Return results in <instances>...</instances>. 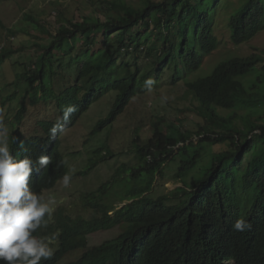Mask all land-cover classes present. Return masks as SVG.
<instances>
[{
	"label": "trees",
	"instance_id": "16d2710c",
	"mask_svg": "<svg viewBox=\"0 0 264 264\" xmlns=\"http://www.w3.org/2000/svg\"><path fill=\"white\" fill-rule=\"evenodd\" d=\"M216 3L217 0H133L127 4L124 0H82V8L91 13L78 20L59 12L56 35L48 32L41 20L24 16L46 37L31 34L27 28L20 31L34 35L37 58L23 65L22 73H15L12 68L13 80H7L4 89L14 93L5 97L0 109L8 105L18 108L17 89H22L25 98L29 95L33 101L44 99L62 105V109L70 104L77 108L55 138H51L49 129L56 123L49 122L41 124L43 136L25 138L20 129L13 133L10 150L17 159L29 156L35 161L41 155L52 159L47 168L34 171L30 181L33 191L42 195L45 190L55 188L68 172L67 163H59L65 160L61 137L108 92L118 93L116 102L107 118L97 124L92 137L113 125L134 99L147 92L141 81L150 74L138 80V64L135 70L126 72L125 62L120 66L117 59L133 57L138 62V56L144 54L145 59L152 60L150 73L156 75V83L172 57L179 65L178 55L189 78L201 69L204 58L220 46L212 17ZM233 11L236 12L229 18L228 28L235 46L245 45L264 32V0H246ZM190 26L196 29L199 46L195 43L187 50ZM0 27L5 29L1 20ZM115 32L116 41L108 43ZM18 33L16 29H6V45L0 50V77L5 79V68L26 48L13 45L12 39ZM100 33L104 34L105 45L93 53ZM174 33L184 36L186 41L180 52L173 41ZM77 37L83 40L85 48L75 58L68 56L71 60L65 64L56 53L65 48L76 53ZM153 38L156 43L149 46L148 41ZM71 67L77 73L75 84L65 88L68 85L65 82L64 88L58 90V81L66 78ZM118 69L122 70L115 79L103 80L104 88L93 86L79 98L85 90L83 83L99 82L97 78L101 79L106 71L112 75ZM186 89L198 104L188 110L201 119L200 124L195 129L171 125V131L156 125L153 136L147 140L134 133L131 146L141 164L139 169L133 168L126 174L124 165L103 187L87 194L89 210L83 213V218L61 216L55 225L49 221L47 228L39 229L36 235L57 236L53 256L41 264H264V51L224 60L208 75L187 80ZM25 113L26 107L21 103L15 114L17 124L22 123ZM208 145L227 148L213 153L203 176L192 184L187 183L186 177L200 165ZM102 152L96 153L83 175L113 156L111 152L104 155ZM177 157L180 160L177 179L182 187L157 198L143 197L144 193L152 192L163 166ZM121 178L126 179L125 186L134 188L128 194L133 202L111 215L103 200L113 182ZM253 188L254 202L243 216L237 195L240 190ZM90 212V217L85 218ZM239 217L247 219L250 229L244 232L233 229ZM123 223L128 224L127 229L118 237L89 248L92 234L112 230ZM77 250H83V255L65 263L69 253Z\"/></svg>",
	"mask_w": 264,
	"mask_h": 264
},
{
	"label": "rangeland",
	"instance_id": "374dc122",
	"mask_svg": "<svg viewBox=\"0 0 264 264\" xmlns=\"http://www.w3.org/2000/svg\"><path fill=\"white\" fill-rule=\"evenodd\" d=\"M132 1L133 0H124V3L127 4ZM245 1L246 0H217V3L213 7L214 11L212 17L214 18L216 26L215 34L219 39L220 46L211 56L204 58L203 66L196 74L190 75V78L188 77L185 73L184 65H181L183 59L177 54L179 65L177 66L175 64L173 57L170 59V65L166 67V72L159 78L160 81L158 82L160 83V87L157 82L153 86L152 91H147L145 95L138 96L119 117L117 122L107 128L102 134H99L97 137L90 136L97 123L105 119L114 106L118 95V93L114 91L108 92L102 100L96 103L90 111L79 120L74 128L63 134L61 151L68 165V171L71 169L74 170V172L72 181L67 188L60 182L54 190L50 192L46 191L43 195L46 201L49 198L55 201V211L50 220L52 224L55 225L61 216H70L73 219L83 218V213L89 210L85 199L88 193L97 190L101 185L109 182L112 177L123 170L122 168L124 165L127 166L126 174L133 168L139 169L141 164L135 159V150L132 148L133 146H131L134 133H139L141 139L147 140L153 136V129L156 125L162 126L164 131H171L172 126L178 129L181 127L195 129L196 126L200 124L201 119L188 110L192 106L198 105L192 100L191 95L186 89V81L188 79L195 80L199 77L208 75L224 60L233 57H248L264 51V32L253 41L242 46H235L231 42V30H229L230 27L228 28L229 18L231 19L232 15L235 14L236 11L233 10L241 6ZM82 7V0H0V20L5 27V29L0 27V50L6 45V29L11 28L19 31L15 39H12V41H14L13 45L26 46L25 50L15 55L10 64L5 68L6 79L4 76L0 77V104L6 100L5 97L7 95L14 93L11 90L4 89L5 82L7 83V80L9 82L13 80V70L15 73H22L23 65L34 62L37 58V52L35 51L36 47L34 46V35L31 36L21 33L20 31L23 28H27L31 34L45 35H42L41 31L35 30L33 28L34 23L24 20V16L28 14L35 19L41 20L46 30L56 35L60 26V22L58 21L59 12L62 14L65 13L66 18L75 16L79 20L82 15L91 13V11L85 8L83 9ZM41 16L43 17L41 18ZM195 30L194 26H190V33L186 46L187 50L192 49L195 43L197 47L199 46L198 40H196ZM141 33L144 34L143 31H141ZM199 33L201 35V32ZM117 34V32L113 33L108 43L111 41L115 42ZM198 38L200 37L198 36ZM173 39L178 52H180L185 46L184 43H186L184 36L174 33ZM104 42V34H98L92 52L96 53L101 50L105 45ZM148 43L149 46L154 45L156 39L153 38L149 40ZM75 46L77 50L76 53H70L69 49L65 48L56 54L62 57L65 64H68L66 61L71 59L67 57L71 56L75 58V55L85 48V43L80 37H77ZM138 57V62L133 57L127 59L120 58L117 59L116 62L120 66L125 62L124 68H126V72H132L136 69V64H138L140 68L138 80H142L147 74H150L149 77L155 80L154 77L156 75L150 73L153 70V64H151L152 60L145 59L144 54H140ZM70 63L73 64V60L70 61ZM64 68L66 69L67 65ZM73 68H69L66 78L58 81L56 87L58 90L64 88L65 82L68 84L65 88H70L75 84L77 73L76 69ZM121 70L122 69L115 70L112 72V75L111 72L108 73L106 71L101 79L97 78L98 81L100 80L99 82L83 83L85 90L80 94L79 98H82L93 86L104 88L103 84L105 83L103 80L111 81L115 79L119 74L118 72H121ZM141 84L144 85V80L141 81ZM156 85L159 88L156 87ZM25 95L26 93L23 92L22 89H17L16 98L19 100L18 108H16V105H10L9 108L8 105L3 108V114L0 115V132H3L8 144L10 143L9 147L11 146V137L16 129H20L25 138L39 135L43 136L41 124L44 122H58L61 117V112H59L55 103L44 99L33 101L30 99L29 95H27L26 98ZM163 97L168 98L166 102H163ZM21 103H24L26 113L22 123L17 124L15 121V114L18 112ZM198 141L199 140L196 139L195 143L197 144ZM226 148L227 146L225 145H218L215 148H211L208 145L200 165L186 177V182L192 184L203 176L212 154L224 151ZM99 150L103 151L101 153L102 155L111 152L113 156L100 162L96 168L89 171L85 176H82V173L88 168L90 161ZM179 164L180 160L177 157L176 160H170L163 166L161 169L163 171L162 174L157 175L152 187L153 190L148 194L150 197L157 198L162 195L170 194L175 189L182 187V184L177 179ZM122 180L123 178L118 179L111 185V192L104 199V203L108 205V207L116 205L118 208H122L131 203V201L122 202V200L128 198L127 193L124 192L125 185H128V183L125 178L124 181ZM118 182L121 184L117 185ZM137 185L140 184L138 183ZM133 189L134 188H131L130 192ZM147 193L148 192L145 194ZM255 196V188L248 191H239L237 199L240 206L243 208V216L248 214ZM248 198L250 199L249 201H247ZM90 215L91 212L87 213L85 218L90 217ZM112 229L113 230L92 234L89 237L90 247L99 246L106 241L113 240L120 232L127 229V224L123 223ZM83 253V250L69 253L65 263L78 260Z\"/></svg>",
	"mask_w": 264,
	"mask_h": 264
},
{
	"label": "clouds",
	"instance_id": "9594fccd",
	"mask_svg": "<svg viewBox=\"0 0 264 264\" xmlns=\"http://www.w3.org/2000/svg\"><path fill=\"white\" fill-rule=\"evenodd\" d=\"M155 84L156 81L151 77L144 80V87L149 92L153 90V86ZM145 94L146 93L143 95ZM162 99L163 102H166L168 98L163 97ZM56 106L59 112H61V117L58 122H52L56 124L49 129L51 138L56 137L58 130L62 127V124L66 123L72 114L77 111L76 106L71 104L63 109L62 105L59 107L56 104ZM2 114L3 109H0V115ZM90 136L92 137V133ZM51 163L52 159L48 155H41L37 157L35 161H33V159L29 156L17 159L12 154L3 132H0V262H3V264H41L42 260H48L54 254L53 244L55 243L57 236L55 234L52 236H40L36 235V233L39 229L47 228L48 222L53 216L55 211V201L51 198L46 201L43 195L46 191L50 192L56 187L45 190L42 195H40L39 193L33 191L30 186V181L34 171H39V168H47ZM59 163L64 164L66 163V160H61ZM37 165L39 167H37ZM73 172L74 170L71 169L66 172L61 177V180L57 183V185L62 182L63 186L67 188L72 181ZM82 176L85 175L82 174ZM104 184L99 188L103 187ZM130 189L131 188L129 186H125L124 192L127 193V196L131 193ZM110 192L111 190L109 193ZM147 195L148 194L144 193L143 197ZM123 201L133 202L128 198L126 200H122V202ZM125 206L122 208H118L116 205L109 206L110 214L115 215L117 211L122 210ZM250 227V223L244 217H239L233 224V229L237 232H244L250 229ZM122 232H120L116 237H118ZM89 248L92 247L89 245Z\"/></svg>",
	"mask_w": 264,
	"mask_h": 264
}]
</instances>
